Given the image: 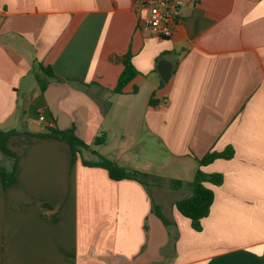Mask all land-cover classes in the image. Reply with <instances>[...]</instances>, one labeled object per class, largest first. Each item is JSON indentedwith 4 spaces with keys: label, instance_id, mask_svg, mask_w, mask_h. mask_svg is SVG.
<instances>
[{
    "label": "crops",
    "instance_id": "1",
    "mask_svg": "<svg viewBox=\"0 0 264 264\" xmlns=\"http://www.w3.org/2000/svg\"><path fill=\"white\" fill-rule=\"evenodd\" d=\"M138 18L135 0H0V131H16V159L0 151L16 177L4 188L0 175V264H264V0H184L169 39ZM128 54L138 74L118 94ZM41 115L90 149L74 159L32 131L49 129ZM141 132L169 175L135 155ZM229 148L232 158L199 166ZM100 156L162 182L115 181L83 163ZM199 168L222 184H208L197 232L175 204Z\"/></svg>",
    "mask_w": 264,
    "mask_h": 264
},
{
    "label": "trees",
    "instance_id": "2",
    "mask_svg": "<svg viewBox=\"0 0 264 264\" xmlns=\"http://www.w3.org/2000/svg\"><path fill=\"white\" fill-rule=\"evenodd\" d=\"M124 69L119 77L118 84L114 90L115 93H123L124 88L136 77L138 71L132 63V56L128 54L124 60ZM50 78L54 77V73L50 68H45L40 66ZM40 87L43 89L46 82L41 83L38 80ZM151 104L155 102L150 101ZM50 133L47 134L57 140L64 141L70 145L73 152L74 159L78 154H81L82 149H90V146L84 141L78 138L73 129L69 130H58L54 126L49 127ZM16 133L15 130L10 131H0V151L7 157L16 159L15 154L8 148L7 142L9 138ZM39 135H45L42 133H37ZM105 143L104 134L97 137L94 141L95 146H99ZM233 157V150L229 148L222 153H208L202 159H197L199 166H206L212 163L216 159H230ZM86 166L100 167L105 169L110 178L115 181H120L124 179L136 180L144 185L152 183H159L160 178L155 175L147 174L137 170L128 171L125 168L119 166L118 164L100 156L99 162L91 163L83 161ZM0 175L2 177L4 188H8L16 183V177L13 171H8L5 168H0ZM172 184L180 185L179 181H172ZM208 184L221 185L222 177L219 174L209 175L205 173L201 168H199L194 179L191 182L192 194L182 200L176 202L175 206L180 214L188 218L191 222V227L197 232L202 230V220L206 218L210 213L211 205L214 201V192L208 187ZM157 215L162 218L159 211H156ZM164 220V219H163ZM164 222H166L164 220Z\"/></svg>",
    "mask_w": 264,
    "mask_h": 264
},
{
    "label": "built area",
    "instance_id": "3",
    "mask_svg": "<svg viewBox=\"0 0 264 264\" xmlns=\"http://www.w3.org/2000/svg\"><path fill=\"white\" fill-rule=\"evenodd\" d=\"M139 12L138 29L161 39L173 36L182 21L184 0H135ZM40 120L47 127L54 126L44 116Z\"/></svg>",
    "mask_w": 264,
    "mask_h": 264
},
{
    "label": "rangeland",
    "instance_id": "4",
    "mask_svg": "<svg viewBox=\"0 0 264 264\" xmlns=\"http://www.w3.org/2000/svg\"><path fill=\"white\" fill-rule=\"evenodd\" d=\"M148 136L144 132L140 133V141L135 149V155L139 157V160L142 164L146 165L149 164L152 167L153 171L161 172L162 174L169 175L170 172L168 170V166L171 165L170 160L166 159L164 153L159 148L156 142H149V145L146 146L148 143ZM160 178V182H162V178ZM150 187L153 188L152 181L149 182ZM183 192H177L175 197H183Z\"/></svg>",
    "mask_w": 264,
    "mask_h": 264
},
{
    "label": "water",
    "instance_id": "5",
    "mask_svg": "<svg viewBox=\"0 0 264 264\" xmlns=\"http://www.w3.org/2000/svg\"><path fill=\"white\" fill-rule=\"evenodd\" d=\"M158 71L161 75V78L164 82H168L170 77H171V71H172V67L170 65L167 64V62L162 61L160 62L159 66H158ZM31 130L32 131H36V132H42V133H49L50 130L48 128H43L37 125H31Z\"/></svg>",
    "mask_w": 264,
    "mask_h": 264
}]
</instances>
